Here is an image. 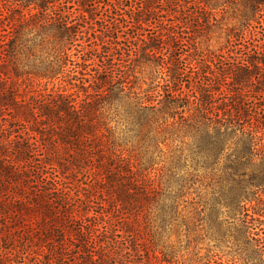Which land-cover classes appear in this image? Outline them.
<instances>
[{
  "label": "trees",
  "instance_id": "obj_1",
  "mask_svg": "<svg viewBox=\"0 0 264 264\" xmlns=\"http://www.w3.org/2000/svg\"><path fill=\"white\" fill-rule=\"evenodd\" d=\"M0 1L21 8L0 13V264H19L4 245L22 232L34 264H153L136 222L167 213L161 143L185 146L173 174L189 160L225 186L264 185V0H237L246 44L228 73L202 68L185 27L213 0ZM145 66L162 81L144 88ZM228 195L245 264H264V200L249 214Z\"/></svg>",
  "mask_w": 264,
  "mask_h": 264
},
{
  "label": "rangeland",
  "instance_id": "obj_2",
  "mask_svg": "<svg viewBox=\"0 0 264 264\" xmlns=\"http://www.w3.org/2000/svg\"><path fill=\"white\" fill-rule=\"evenodd\" d=\"M199 1H202V5L205 2V0H190L187 6H193ZM231 1H210L211 5L206 7L207 12L201 15L199 21L193 20L185 25L186 31L192 38L191 42L195 44L193 51L205 60H202V68L205 70L211 69L220 73L225 69L223 73L230 72L229 68L232 67L230 64L236 56L239 58L244 48L243 44H246V37L240 39L239 29L241 27L236 18L242 6H238L237 0ZM10 2L12 7H17L14 11L18 15L21 8L14 2ZM10 2L0 1V13L7 16V19L10 13ZM23 12L26 14L29 10L26 8ZM208 15L215 19L211 21V25L204 22V18ZM6 18L5 22L8 21ZM179 19L181 20L182 16ZM156 70V67L145 66L142 67L141 74L137 73L138 76L143 77L144 88H147L151 81L152 85L156 84L157 80L162 81ZM159 147L161 152L155 153L156 161L152 171L156 174V179L159 176L162 177L160 189H163L162 198L169 203L165 208L167 213L163 214L160 209L150 208L146 213H142L144 216L139 217V221L136 222L139 229L141 228L139 242L142 248L145 246L150 248L153 264H245L244 236L241 233L243 229L239 226L238 215H233L228 207L232 197L230 195L223 197L222 192L229 194L231 191L233 199L240 200L241 198L240 204L249 208L248 213L251 214L253 213L251 207L257 205L258 200H264V185L251 186L247 182L244 185L241 184L242 186H225L218 182L219 172H197L198 174L192 172L193 168L190 166L192 163L189 160L188 167L177 175L173 174L169 162L172 150H179L185 146L182 142L175 141L169 144L161 143ZM224 166L225 160L222 159L215 168L219 170ZM80 176L76 179L79 183L81 182ZM181 191L182 203L177 212L172 211L174 196L181 194ZM215 198L218 200L215 201ZM3 232L7 231L0 233ZM11 238L13 245L4 243V246H16L20 252L16 257V262L34 264L35 247L26 246L28 242L26 234L22 232L12 235ZM0 244H2L1 239ZM141 257L143 261L147 259L145 256ZM73 259L74 257L69 258L71 262L74 261ZM78 262L81 261L78 260Z\"/></svg>",
  "mask_w": 264,
  "mask_h": 264
}]
</instances>
